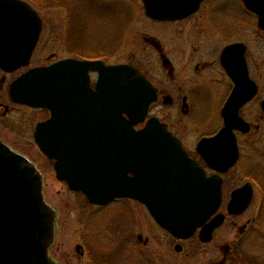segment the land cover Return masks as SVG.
<instances>
[{
    "label": "water",
    "instance_id": "obj_1",
    "mask_svg": "<svg viewBox=\"0 0 264 264\" xmlns=\"http://www.w3.org/2000/svg\"><path fill=\"white\" fill-rule=\"evenodd\" d=\"M241 1L264 31V0ZM140 2L147 17L162 22L193 14L201 0ZM41 26L28 2L0 0L1 71L10 73L29 65ZM244 49L243 44H231L221 53L222 67L234 83L220 110L224 126L196 147L219 172L238 159L233 130L246 133L250 128L238 115L255 94ZM89 71L98 73L95 92L87 87ZM9 96L16 103L49 110L50 118L37 125L34 141L55 161L56 179L82 192L91 204L118 198L139 201L177 239H188L199 230L198 238L207 243L223 224L225 215L217 213L220 177H207L158 119L151 118L136 129L156 100L155 89L136 68L71 57L23 73L11 82ZM226 137L230 139L222 145ZM42 187L36 166L0 140V264H56L49 256L56 215L45 202ZM252 190L246 183L232 191L228 214L243 213Z\"/></svg>",
    "mask_w": 264,
    "mask_h": 264
},
{
    "label": "rangeland",
    "instance_id": "obj_2",
    "mask_svg": "<svg viewBox=\"0 0 264 264\" xmlns=\"http://www.w3.org/2000/svg\"><path fill=\"white\" fill-rule=\"evenodd\" d=\"M26 1L36 8L43 21L38 44L30 58V68L71 57L102 58L110 63L137 65L139 54L149 55L148 57L152 55L148 50L142 49L140 32H154L162 42L168 41L171 35L170 28L161 25L159 28L152 27L145 21L140 0ZM213 1H227L234 6V25L239 27L237 31L234 30V41L239 39L248 44L251 67H264V38L260 37L254 27L256 18L243 7L240 0H204L202 9L195 14L194 20L205 16L209 7L215 5ZM199 48L205 58L210 57L204 50L205 45L201 44ZM184 52L186 60H181L182 56L177 51L169 50L176 67H185L190 63L193 53L187 50ZM19 72L21 71L17 70L8 74L0 71V138L3 142L16 146L19 149L17 152L34 162L43 174L45 199L58 214L57 231L55 230L50 252L53 257H61L62 254L76 256L75 246L83 241L93 250L96 249L98 254L111 257L109 264H219L224 259L225 247L229 245L231 248L236 243L234 255L238 259L234 264H264V117L260 122L256 120L253 113L255 104L248 106L245 115L254 126L260 123L259 130L252 131L243 140L241 156L233 171L236 184L245 179H252L255 183L254 198L249 209L237 217L226 216L225 222L213 233L209 243H201L195 235L189 239L184 251L178 253L173 250L172 242L165 237L166 233L155 227L157 225L146 209L137 206L130 198L99 210L100 214L92 216V220H96L92 222L94 226L88 221L91 216L83 215L89 207L85 198L70 192L63 183L56 181L53 164L47 161L35 145L26 144L30 141V136L22 139L8 129V118L4 119L2 115L3 106L9 105L8 87ZM207 106L214 111L217 103L208 102ZM156 111L173 117L176 122L180 120L184 133L193 141L200 135L202 123L207 121L208 125H217L221 121L217 115L206 119H201L197 114L184 118L178 109L162 104ZM27 119L29 118L25 117L24 120ZM140 230L145 258L139 263L133 260L128 263L130 250L128 247L123 248L121 239ZM148 259L155 262L150 263ZM220 264H232L231 254Z\"/></svg>",
    "mask_w": 264,
    "mask_h": 264
},
{
    "label": "flooded vegetation",
    "instance_id": "obj_3",
    "mask_svg": "<svg viewBox=\"0 0 264 264\" xmlns=\"http://www.w3.org/2000/svg\"><path fill=\"white\" fill-rule=\"evenodd\" d=\"M203 2L204 0H201L200 6L196 12L179 20L161 22V20H154L145 16V21L150 23L152 27L159 28V25H161V27L170 28L171 35L169 36L168 41L162 42V39H160L159 36L154 32H140L139 39L141 46H143L142 49L148 50L152 55L151 57H148L149 55L143 56L139 54V62L137 63V65H132L129 63L126 64H129L130 66L140 71V73L146 78L149 84H151L155 89L156 94V100L148 107L145 122L138 127L142 128L146 121L151 118L158 119L161 123L166 125V128L170 132V134H172L180 141V144L182 145L188 157L196 161L200 165L207 177L214 175L220 177V179L222 180L221 204L218 212L225 214V222L226 216L237 217L244 213V211L239 215H230L227 213V202H229L231 198L232 191H235L246 183H250L252 185V199L245 211L249 209L254 198L256 187L254 181H252V179H245V181L241 182L240 184H236V178H234L235 176L233 171L236 168L241 156L240 150L241 144L244 143L243 140L252 131H255L256 129L259 130L258 126H260V123L254 126L246 118L245 114H247L246 110H248V106L251 104H255L253 113L255 114V118L257 121L260 122V120H262L261 118L264 117V67H251V56L249 53L250 49L247 48L248 44L239 39L234 41V30L237 31L239 28L236 24L234 25V6L229 5L227 1H213L212 3L215 2V5L209 7L210 10L207 11V14L200 20H194L195 14L200 11L199 9H202ZM227 9L229 10L227 11ZM251 14L253 15V17L256 16L253 13ZM255 18L256 24L254 27L257 29V33L260 35V37L264 38V31L257 26V17ZM224 38L226 39L225 41ZM201 44L205 45L204 50H206V52L210 55L209 58H205L203 53H200L199 47L201 46ZM231 44L244 45L245 49L243 59L246 60L247 75L248 79L251 81L249 85H252L255 88V94L249 101L241 106L240 109H238L239 117H241L250 126L249 131L246 133L240 132L238 130H233L234 139L238 149V159L236 163L227 168L226 171L219 172L208 165L205 158L196 151V147L198 142H200L202 139L212 138L216 136L224 126L220 110H222L231 91L233 90L234 83L226 74L224 67H222L221 61L219 59L224 48ZM169 50H172L174 52L177 51L178 55L182 56L181 60L186 57V53L184 52L185 50L191 51L193 53V57L190 60V63L185 67H176V64L174 62L175 59H173L172 56L173 54L169 53ZM90 60H102L106 65L120 64L110 63L102 58H95ZM29 68L30 67L21 68V70L19 69V71L21 72H19L18 75H15L14 79L27 71ZM86 77L88 78L86 79L88 90L91 92H95L98 73L96 71H89ZM14 79H12L11 81H13ZM8 99L9 105L3 106L4 111L2 114L4 119L8 118V129L20 136L19 138L22 137V139L30 136V141L26 144H30V146H36V143L34 141L35 129L39 123L47 121L50 116L49 111L45 108H32L31 106L17 104L12 102L9 97ZM208 102L217 103V106H214L216 108L214 111L207 108ZM159 103L165 107L171 106V108L178 109L179 112L183 114L184 118L193 117L197 114L201 117V119H206V117L210 118L217 115V118L220 117L221 121L220 124L217 125H213V123L211 125H208L207 121L202 123L201 126L203 129L201 130L200 135L197 137V140L193 141V139H191L189 135H186V133H184L185 129L182 128L180 120L176 122L173 117L161 115L158 113V111H156V108L160 106ZM20 113L22 114L18 115ZM16 115H18V117H16ZM20 116L22 117L18 119ZM25 117H28L29 119L24 120ZM180 119L183 120L182 117H180ZM226 139H228L229 141L230 138H224V140L221 142L222 145H224ZM7 145L13 150L19 151L16 146H11L9 144ZM49 162L53 164V162ZM61 183L66 186L64 182ZM70 192L83 196V194H81L80 192ZM123 200L124 199L121 198L115 199L103 206L92 205L86 200L89 207L88 210L83 213V215L85 217L91 216L88 221H90V223L93 225L92 222L96 221L92 220L93 215L100 214L98 213V211L102 208L109 207V205L119 203ZM135 203L140 208L143 206L137 201H135ZM95 210H97L96 213L94 212ZM56 218L58 219V214ZM153 223L155 222L153 221ZM155 227L166 233L165 237L167 238V240L169 239V242H172L174 251L178 253L184 251V249L186 248L185 245L187 244V242H189V239L191 237L188 239H177L167 231L158 227V225ZM219 228L214 230L213 233H215ZM90 230L93 231L92 229ZM195 235H197L198 237V231L193 234V236ZM213 235L214 234H212V238ZM199 241L205 244V242H202L200 239ZM121 244L123 248L128 247V249L130 250V255L127 258L128 263H131L132 260L133 262L139 263L145 258L142 248L143 238L141 230L137 232L135 231L134 235L130 234L123 237V239H121ZM234 245H236V243H234L231 248L229 245L225 247L224 259L222 260L225 261V259L228 258L229 254H231L232 264H234V261L238 259L237 255H234ZM51 248L52 246L50 247L49 255L56 264H109L111 260V257H109L108 255L103 256V254H98L96 252V249L93 250L91 247L84 244L83 241L76 244L75 250L77 254L74 257H71L67 254H62L61 257L55 258L52 256V253H50ZM148 261L150 263L155 262L149 259ZM155 264L158 263L155 262Z\"/></svg>",
    "mask_w": 264,
    "mask_h": 264
}]
</instances>
